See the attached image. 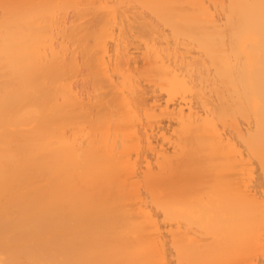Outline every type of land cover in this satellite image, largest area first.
Wrapping results in <instances>:
<instances>
[{"label": "bare ground", "instance_id": "6f19581e", "mask_svg": "<svg viewBox=\"0 0 264 264\" xmlns=\"http://www.w3.org/2000/svg\"><path fill=\"white\" fill-rule=\"evenodd\" d=\"M0 264H264V0H0Z\"/></svg>", "mask_w": 264, "mask_h": 264}, {"label": "rangeland", "instance_id": "374dc122", "mask_svg": "<svg viewBox=\"0 0 264 264\" xmlns=\"http://www.w3.org/2000/svg\"><path fill=\"white\" fill-rule=\"evenodd\" d=\"M84 73H87V72L85 71ZM86 76H87V74H86ZM82 77H83V76H82ZM82 77H80V78L82 79ZM84 77H85V75H84ZM85 78H86V77H85ZM85 78H84V80H83V79H82V80L80 79V80H79V81H81L80 83H82L83 81H85ZM87 79H88V78H87ZM87 79H86V84H87V85H85V87L90 88V86H88V84H90V83L88 82L89 79H88V80H87ZM87 82H88V83H87ZM90 85H91V84H90ZM102 107H103V106H102ZM100 108H101V107H100Z\"/></svg>", "mask_w": 264, "mask_h": 264}]
</instances>
